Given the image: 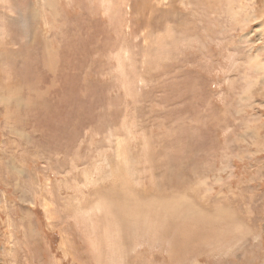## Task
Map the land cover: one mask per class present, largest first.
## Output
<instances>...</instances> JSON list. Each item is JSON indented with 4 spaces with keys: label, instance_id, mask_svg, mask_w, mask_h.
Here are the masks:
<instances>
[{
    "label": "rangeland",
    "instance_id": "rangeland-1",
    "mask_svg": "<svg viewBox=\"0 0 264 264\" xmlns=\"http://www.w3.org/2000/svg\"><path fill=\"white\" fill-rule=\"evenodd\" d=\"M0 264H264V0H0Z\"/></svg>",
    "mask_w": 264,
    "mask_h": 264
}]
</instances>
